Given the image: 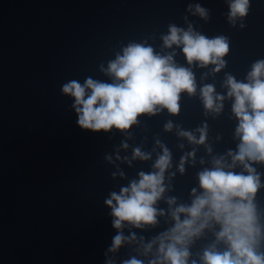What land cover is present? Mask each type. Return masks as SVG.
<instances>
[{"label":"water","instance_id":"95a60500","mask_svg":"<svg viewBox=\"0 0 264 264\" xmlns=\"http://www.w3.org/2000/svg\"><path fill=\"white\" fill-rule=\"evenodd\" d=\"M194 2L210 9L211 18L208 23L191 16L189 20L209 37L223 34L230 39L224 71L243 79L254 61L264 59V0H250L243 30L227 23L225 0H0V264H104L103 253L115 234L104 199L126 183L110 178L114 169L104 154L122 137L83 132L73 101L61 86L71 79L83 83L88 76L106 80L98 67L114 59L121 42L155 33L154 47L159 49V34L170 23L184 27L182 17ZM176 59L185 63L182 55ZM202 71L196 69L198 80ZM223 75L207 81L215 82L218 92L223 91ZM182 108L174 123L194 129L207 119L215 153L235 148L236 122L229 119V101L215 120L203 115L197 97H184ZM169 118L165 113L142 121L149 128L144 147L150 150L153 136H159L178 163L183 153L177 144H185L183 151L192 146L178 140L175 131H163ZM133 131L139 143L145 133ZM198 147L197 161L210 159ZM149 166L121 165L129 178ZM200 169L197 163L184 175L177 173L170 194L187 201L191 188L198 186ZM259 203L264 207V191ZM206 242H199L193 252ZM127 254L122 249L119 255Z\"/></svg>","mask_w":264,"mask_h":264},{"label":"clouds","instance_id":"9594fccd","mask_svg":"<svg viewBox=\"0 0 264 264\" xmlns=\"http://www.w3.org/2000/svg\"><path fill=\"white\" fill-rule=\"evenodd\" d=\"M225 3L227 23L245 29L250 0ZM189 16L208 23L211 11L199 2L189 3L182 17L185 26L170 23L167 32L159 34V49L154 47L155 33L141 41L121 42L114 59L98 67L106 80L88 76L83 83L71 79L61 86L62 94L73 101L83 132L122 137L104 154L114 169L110 178L126 181L104 199L115 231L103 253L104 264H264V207L259 203L264 191V172L259 170L264 168V59L254 61L245 77L237 79L224 71L230 39L203 34ZM178 55L184 64L177 62ZM196 69L206 70L199 80ZM222 72L223 91L218 92L216 83L207 81ZM184 97H197L203 115L213 120L223 114L225 101L230 102L229 119L236 122L234 149L215 153L207 119L194 129L174 123ZM165 113L170 118L163 131H175L178 140L192 146L183 151L185 144H177L183 153L178 163L159 136H153L150 150L144 147L149 128L142 121ZM133 129L145 133L139 143ZM198 146L210 159L197 161ZM137 162L150 166L129 178L121 165L132 169ZM197 163L198 186L191 188L188 200L171 195L177 173L184 175ZM149 231L156 234L144 235ZM201 241L207 242L193 252ZM122 249L128 250L127 258L120 257Z\"/></svg>","mask_w":264,"mask_h":264}]
</instances>
